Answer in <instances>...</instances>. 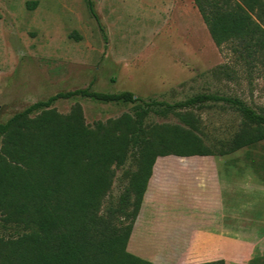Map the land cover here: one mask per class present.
Returning <instances> with one entry per match:
<instances>
[{"label": "trees", "instance_id": "obj_1", "mask_svg": "<svg viewBox=\"0 0 264 264\" xmlns=\"http://www.w3.org/2000/svg\"><path fill=\"white\" fill-rule=\"evenodd\" d=\"M97 19L92 0H84ZM35 3V2H34ZM216 46L229 44L250 63L264 62V0H193ZM131 104V112L93 124L82 106L67 113L58 99ZM219 105L236 112L235 131L217 144L192 109ZM174 115L179 123H147ZM264 141V112L241 98L200 92L167 101L129 90L60 91L0 122V220L32 227L0 235V264H155L127 250L152 166L158 156L226 155ZM135 169L116 201L107 197L116 171ZM194 264H225L223 259Z\"/></svg>", "mask_w": 264, "mask_h": 264}, {"label": "rangeland", "instance_id": "obj_2", "mask_svg": "<svg viewBox=\"0 0 264 264\" xmlns=\"http://www.w3.org/2000/svg\"><path fill=\"white\" fill-rule=\"evenodd\" d=\"M92 1L97 19L84 0H0V122L57 92L85 87L109 93L129 90L167 101L211 92L241 98L264 112L263 60L252 64L229 44L216 46L193 0ZM75 103L90 125L117 118L132 107L81 97L58 99L53 106L67 113ZM192 112L215 144L240 122L236 112L219 105ZM165 122L179 120L174 115L147 120ZM230 155L246 159L250 179L264 183V141ZM133 169L129 159L116 171L107 200L116 201L127 184L125 173ZM261 194L264 205V191ZM30 230L0 220L1 236ZM228 264H264V242L254 247L250 258L228 259Z\"/></svg>", "mask_w": 264, "mask_h": 264}, {"label": "crops", "instance_id": "obj_3", "mask_svg": "<svg viewBox=\"0 0 264 264\" xmlns=\"http://www.w3.org/2000/svg\"><path fill=\"white\" fill-rule=\"evenodd\" d=\"M248 168L230 154L158 156L127 250L155 264L250 258L264 242V183Z\"/></svg>", "mask_w": 264, "mask_h": 264}]
</instances>
